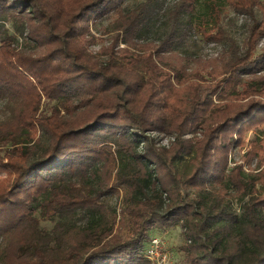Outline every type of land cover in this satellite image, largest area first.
Wrapping results in <instances>:
<instances>
[{"label":"trees","instance_id":"trees-1","mask_svg":"<svg viewBox=\"0 0 264 264\" xmlns=\"http://www.w3.org/2000/svg\"><path fill=\"white\" fill-rule=\"evenodd\" d=\"M124 1L0 0V264H151L146 231L179 223L184 264H264V131L246 141L264 126V0H233L247 36L218 28L208 59L171 47L197 0L160 41L141 40L151 1Z\"/></svg>","mask_w":264,"mask_h":264},{"label":"rangeland","instance_id":"rangeland-1","mask_svg":"<svg viewBox=\"0 0 264 264\" xmlns=\"http://www.w3.org/2000/svg\"><path fill=\"white\" fill-rule=\"evenodd\" d=\"M151 1L148 10L146 11L145 29L141 36L142 41H160L172 27V20L170 12L180 0H125L124 7L127 10L137 8L140 4ZM185 14L181 17L180 22L185 24L180 36L174 40L171 47L180 52L182 55L189 57L202 56L204 59L218 57L228 47V41H215L211 39L218 28L224 30L227 38L233 39L239 47H242L243 42L247 36V26L249 19L237 13L233 7V0H197L195 11L191 15ZM257 16H260L257 12ZM115 16L103 19L97 26L93 27L92 32L99 39L96 44L91 46V50L97 52L101 50L103 45H111L113 37L116 35L114 28ZM181 29V28H180ZM264 45V41L259 47V51ZM125 44L120 41L119 47H124ZM50 105L45 103L43 108L46 110ZM9 107L0 100V119L4 120ZM262 131L264 126L252 130L246 136L247 143L262 138ZM158 137L157 144L161 147H170L173 142V137L167 134H153ZM246 152V147L242 150L237 149L232 156L233 160H239L241 155ZM121 199L111 196L108 204L114 208H119ZM119 211V210H118ZM72 223L77 227H83L88 221L83 214H77L71 218ZM58 218L54 220H41L40 227L50 231ZM150 239L146 242L148 248L144 252L151 264H184L185 251L184 245L186 243L184 231L180 223L170 228H152L146 231ZM153 239L158 242V249L153 244ZM5 242L2 246H5ZM151 252V254H150Z\"/></svg>","mask_w":264,"mask_h":264},{"label":"built area","instance_id":"built-area-1","mask_svg":"<svg viewBox=\"0 0 264 264\" xmlns=\"http://www.w3.org/2000/svg\"><path fill=\"white\" fill-rule=\"evenodd\" d=\"M152 241H153V244H155V246H156V248H154V249L157 250V249H158V246H157V245H158V242H157L155 239H153ZM152 246H153V245H151V246H149V247H151V249H152ZM150 254H151V252H150Z\"/></svg>","mask_w":264,"mask_h":264}]
</instances>
